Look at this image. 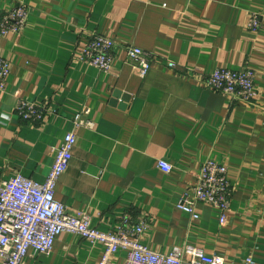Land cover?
Returning <instances> with one entry per match:
<instances>
[{
  "label": "crops",
  "instance_id": "0c3cea01",
  "mask_svg": "<svg viewBox=\"0 0 264 264\" xmlns=\"http://www.w3.org/2000/svg\"><path fill=\"white\" fill-rule=\"evenodd\" d=\"M21 1L26 30L0 35V58L11 65L0 95V181L22 174L43 183L74 117L87 111L95 127L75 131L56 188L69 212H88L103 233L127 217L146 223L141 243L155 253L193 245L225 264H264V0H0V22ZM254 14L257 30L249 26ZM98 35L116 44L110 73L79 58ZM127 46L153 58L146 77ZM217 68L253 70L256 97L232 101L208 89L203 82ZM17 93L44 111L43 122L19 116ZM209 160L230 172L224 224L210 205H195L198 220L178 209ZM104 253L64 233L51 253L31 250L24 264H98ZM126 256L119 251L110 264Z\"/></svg>",
  "mask_w": 264,
  "mask_h": 264
},
{
  "label": "built area",
  "instance_id": "2783aa9c",
  "mask_svg": "<svg viewBox=\"0 0 264 264\" xmlns=\"http://www.w3.org/2000/svg\"><path fill=\"white\" fill-rule=\"evenodd\" d=\"M28 8L22 1L16 4L0 22V35H20L28 25ZM250 28L257 30L261 26L260 16L254 14ZM116 44L105 36L93 37L80 60L103 73L113 68ZM127 59L134 65L141 78L147 76L152 67L153 58L135 46L123 50ZM169 68H175L172 62ZM11 73L9 61L0 58V95L6 90L7 79ZM256 73L251 69L235 72L226 68H217L205 78L203 84L210 90L219 92L230 100L250 102L257 93L255 89ZM16 110L19 116L28 122L41 123L44 111L34 103L24 100L19 93ZM87 111L78 113L73 121V130L68 132L57 150L51 170L43 183L18 174L16 177L0 181V262L2 264H24L29 251L36 254L52 252L57 239L64 233L82 237L92 244L102 245L105 253L98 264H110L111 257L119 251L126 252L124 264H225L219 255H207L204 250L193 245L175 247L169 254L155 253L141 243V236L148 225H135L127 217L124 225L113 232L103 233L93 228L92 216L86 211L71 213L63 203L56 200V188L73 159L77 143L75 131L80 128L94 129L93 121L86 117ZM165 173L173 169L165 161L158 162ZM233 187L227 166L214 160L206 161L200 168L197 184L191 188L178 205V209L198 220L195 205H210L221 213L224 224L230 210ZM243 264H254L251 257Z\"/></svg>",
  "mask_w": 264,
  "mask_h": 264
},
{
  "label": "water",
  "instance_id": "95a60500",
  "mask_svg": "<svg viewBox=\"0 0 264 264\" xmlns=\"http://www.w3.org/2000/svg\"><path fill=\"white\" fill-rule=\"evenodd\" d=\"M124 101L127 102L128 101V98H125Z\"/></svg>",
  "mask_w": 264,
  "mask_h": 264
}]
</instances>
